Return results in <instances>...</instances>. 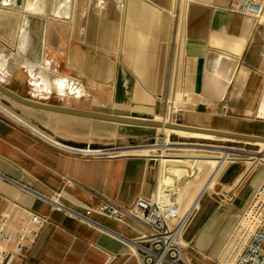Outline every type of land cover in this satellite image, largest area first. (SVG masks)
<instances>
[{"label":"crops","instance_id":"0c3cea01","mask_svg":"<svg viewBox=\"0 0 264 264\" xmlns=\"http://www.w3.org/2000/svg\"><path fill=\"white\" fill-rule=\"evenodd\" d=\"M65 1L46 9L56 18L49 34L47 20L52 16H37L40 20L33 29L39 37L37 46L27 49L23 40L20 57H50L53 70L73 83L74 77L79 80L80 91L70 93L75 98L56 90L40 96L30 82L33 97L159 118L163 95L185 89L193 93V102L181 122L264 135V14L257 20L231 11L227 8L231 0H187L178 17L174 15L176 0H69L68 7ZM5 10L15 12L11 6ZM29 10L24 6L21 11ZM46 44L51 51L47 55ZM22 66L31 80L29 69ZM14 69L13 65L7 79L0 77L3 83ZM8 87L21 91L20 85ZM53 94L66 101L50 100ZM222 98L229 103L228 115L206 105ZM11 100L31 124L74 146L102 145L114 136L122 142L144 141L143 136L157 128ZM155 151L105 156L69 152L0 110V260L10 264H141L129 238L147 230L146 225L131 227L90 214L116 232L111 233L53 208L43 194L59 193L62 202L85 211L86 205H95L101 197L130 207L139 196L160 190L162 197L180 203L182 213L199 198L183 234L187 252L195 264H220L222 251L238 231L264 179V163L231 156L219 162V155ZM30 210L48 215L49 221L34 240L29 235L24 238L31 248L22 261L10 253Z\"/></svg>","mask_w":264,"mask_h":264},{"label":"built area","instance_id":"2783aa9c","mask_svg":"<svg viewBox=\"0 0 264 264\" xmlns=\"http://www.w3.org/2000/svg\"><path fill=\"white\" fill-rule=\"evenodd\" d=\"M180 3L178 2L177 9L174 12L175 17H178L181 10ZM227 8L260 20L264 14V0H231ZM51 61L53 62V60ZM73 79L75 81L73 83L74 88L78 90L79 80L75 77ZM192 102L193 93L188 90L182 89L177 93L168 91L163 95V111L158 119L181 122L180 119L183 113ZM206 105L220 115H228L230 113L229 103L225 98L214 100L211 103H206ZM4 113L29 127L41 138L50 141L56 147L85 156L141 153L145 152L143 149L146 148L141 146L159 144L156 142L128 145L130 147L74 146L54 139L30 123L19 120L6 112ZM164 148L160 147L156 149L163 150ZM43 196L51 202L53 208L61 209L111 233L116 232L91 217L90 214L93 212L99 213L121 221L131 227H135V223L146 225L147 230H139L137 236L129 238L137 255L140 257L141 264H195L189 257L187 252L188 242L184 239L183 234L189 219L199 206V200L197 203L192 201L187 210L182 213L181 205L178 201L166 199L161 196L160 190H156L150 195L139 196L130 207H122L111 199L101 197L95 205H86L85 211H82L62 202L59 199V193H55L54 196L47 194H43ZM48 221V215H40L30 210L26 220L23 222V227L18 230L19 238L16 240L13 251L10 254L21 258L22 261L25 260L31 244L26 242L24 238L29 235L34 240L33 238L38 234L39 229ZM7 238L10 239L11 237ZM240 244L242 246L230 264H264V179L257 188L248 211L241 219L238 231L228 242V247L231 251V253H228V256H233L232 252ZM218 261L220 264H227L225 258L221 256ZM0 264L10 263L0 260Z\"/></svg>","mask_w":264,"mask_h":264},{"label":"rangeland","instance_id":"374dc122","mask_svg":"<svg viewBox=\"0 0 264 264\" xmlns=\"http://www.w3.org/2000/svg\"><path fill=\"white\" fill-rule=\"evenodd\" d=\"M57 1V2H56ZM62 0H0V47L4 48L6 52H11L12 47H15V45H20L22 47L21 52L24 49V43L22 42L23 40H26V46L27 49H32L37 46V43L39 41V37L35 34L34 28L36 22H38L40 19L37 16H40L42 13L43 14H48L49 16H52L50 19L48 17V34L51 31L50 29L52 28V25L55 23L56 18L54 16V12L48 11V7L51 9L53 8L52 5H54V2L56 4H60ZM187 0H176V3L181 2V10L184 8L185 3ZM64 5L68 7L69 5V0H66L64 2ZM8 6L13 7L15 12H9L6 11L5 8ZM25 7L27 8H32V6H37L40 8H43L42 10L33 8L31 9V12L35 10V12H40L36 16L33 15L32 13L29 12H22L20 11ZM21 14V15H20ZM20 23V24H19ZM21 28V30L19 29ZM23 32V33H22ZM25 36V38H23ZM14 45V46H13ZM6 46V47H5ZM8 48V49H7ZM11 48V49H10ZM51 51L48 48V45L46 44L45 47V54H50ZM20 54L16 55L15 57H20ZM8 57V56H7ZM47 58H50L46 56ZM47 58L41 57V59L37 58L34 56L31 60L34 61H45L49 60ZM51 63V61L49 60ZM14 71H13V76L10 78L9 81L5 82L7 86H12V85H20L21 91L19 94L27 97H33V95L29 92L31 87H30V82L29 76H28V71L25 67L18 63H14ZM2 96V97H1ZM52 97L50 100H56L58 102H65L66 99H61V101L55 96V94L51 95ZM0 97L3 100L5 104H7L9 107H7L3 102L4 106L10 110V112L14 113L15 115H18L21 119L24 121L30 123L26 118L21 115V111L17 112L15 109V104L11 98L7 97L4 95L2 92L0 93ZM69 97V96H67ZM36 99H40V97H34ZM74 98V97H71ZM44 101H48V98L45 97V99L42 98ZM69 103V102H68ZM67 103V104H68ZM14 110V111H13ZM31 124V123H30ZM32 126L36 127L35 125L31 124ZM112 125V124H111ZM117 125V124H114ZM154 128L151 133H148L147 135L143 136L145 138L144 141L139 140L138 138H133L134 141H126L122 142L118 139L117 136H114L111 138L110 143L102 144V145H96L92 147H100V146H127L128 145H135V144H145V143H159V144H147V145H157L163 146L165 145L166 142H181L183 144L187 145H207L213 147L212 149H206V148H197V149H186V148H177V147H166L163 150L161 149H156V153H166V154H181V153H192L196 155H222V152L216 147H228L232 148L234 152H231L230 156L231 157H242V158H248L252 161H255V163L261 164L264 163V157H259L256 155L257 153H264V144L260 143H253V142H246V141H239V140H232L228 138H221V137H214V136H203L199 134H189V132L185 131H177L173 129H168L165 128ZM163 143V144H162ZM159 145V146H158ZM215 147V148H214ZM125 148V147H124ZM143 150H149L148 149H143ZM240 151V152H239ZM141 153H149V152H141ZM124 154V153H123ZM241 244L238 245L234 252H232L233 256H228V253L230 251L228 245L225 248L226 250L222 251L221 257L225 258V261L227 264H230L234 260V256L239 252L241 248Z\"/></svg>","mask_w":264,"mask_h":264},{"label":"bare ground","instance_id":"6f19581e","mask_svg":"<svg viewBox=\"0 0 264 264\" xmlns=\"http://www.w3.org/2000/svg\"><path fill=\"white\" fill-rule=\"evenodd\" d=\"M35 10H33V12L29 10V12L36 14L37 12H35ZM19 29L21 30L20 27ZM21 50H22V47L20 45H15V47H12L11 52H6L4 48L0 47V77L2 79H7L12 74V66L14 65V63H18L20 65H25L29 69L30 73L32 74V78H31V81L33 83L32 89L34 90L35 93L39 94L40 96L44 95L45 93H49L52 90H56L62 95L69 96V97H73L72 95H70V93L72 92L75 95L79 94L78 92L80 91V89L75 90L73 81L67 75L53 70L50 65L51 63L49 62V60H46V62L45 61L40 62V61H34V60H22L19 57H15L16 55L20 54ZM0 82L3 83L1 79H0ZM0 110L12 115L13 117L19 120L24 121L18 115H15L14 113L10 112V110H8L4 106L1 99H0ZM111 122H115V121H111ZM168 129H172V128H168ZM177 131H180V130H177ZM141 147H146V149L149 148V150H143L145 152H152V151H155L156 148H160V147L162 148L177 147V148H186V149H193V148L194 149H197V148L212 149L213 148L207 145H187L181 142H167L165 143V145L159 146V147H157V145H144ZM216 149L222 152V155H219V162H223L224 160H226L228 157H230L231 152L234 151L232 148H228V147H216ZM256 155L262 158L264 157V153H257ZM198 200L199 198H196L193 200V202L197 203Z\"/></svg>","mask_w":264,"mask_h":264},{"label":"water","instance_id":"95a60500","mask_svg":"<svg viewBox=\"0 0 264 264\" xmlns=\"http://www.w3.org/2000/svg\"><path fill=\"white\" fill-rule=\"evenodd\" d=\"M0 91L4 93L5 95L15 99L16 101H19L29 106L41 108V109L60 111V112L74 114V115L86 116V117L103 119V120H108V121H115V122H119L122 124L151 126V127H157V128L159 127L172 128L175 130L197 133V134H204L207 136L228 138V139H234V140H242V141H248V142L264 143V135L230 131V130L212 128V127H205V126H197V125L187 124L183 122L163 121L158 118H142V117H137V116L125 115V114L84 109V108L71 106L67 104L47 102L41 99H36L34 97L23 96L17 93L16 91H14L13 89H11L10 87H8L5 83H1V82H0Z\"/></svg>","mask_w":264,"mask_h":264}]
</instances>
